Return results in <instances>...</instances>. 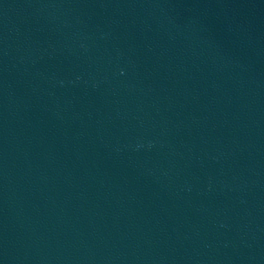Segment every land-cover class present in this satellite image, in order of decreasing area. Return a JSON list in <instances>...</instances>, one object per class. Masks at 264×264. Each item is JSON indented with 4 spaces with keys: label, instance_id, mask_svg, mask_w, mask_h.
<instances>
[{
    "label": "water",
    "instance_id": "95a60500",
    "mask_svg": "<svg viewBox=\"0 0 264 264\" xmlns=\"http://www.w3.org/2000/svg\"><path fill=\"white\" fill-rule=\"evenodd\" d=\"M0 264H264V0H0Z\"/></svg>",
    "mask_w": 264,
    "mask_h": 264
}]
</instances>
